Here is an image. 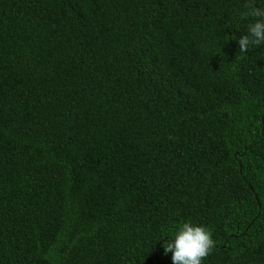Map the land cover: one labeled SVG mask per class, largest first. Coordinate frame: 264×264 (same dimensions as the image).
Wrapping results in <instances>:
<instances>
[{
  "label": "trees",
  "instance_id": "trees-1",
  "mask_svg": "<svg viewBox=\"0 0 264 264\" xmlns=\"http://www.w3.org/2000/svg\"><path fill=\"white\" fill-rule=\"evenodd\" d=\"M247 2L0 0V264H172L184 223L264 264Z\"/></svg>",
  "mask_w": 264,
  "mask_h": 264
},
{
  "label": "clouds",
  "instance_id": "clouds-1",
  "mask_svg": "<svg viewBox=\"0 0 264 264\" xmlns=\"http://www.w3.org/2000/svg\"><path fill=\"white\" fill-rule=\"evenodd\" d=\"M245 8L248 11L241 18L252 17L254 22L248 25V35H243L237 41L242 53L264 44V9L256 7L254 0H248ZM214 246L210 230L204 226L184 223L175 238L163 247L165 254L172 253V264H202Z\"/></svg>",
  "mask_w": 264,
  "mask_h": 264
}]
</instances>
